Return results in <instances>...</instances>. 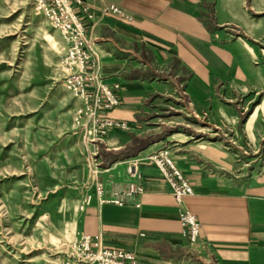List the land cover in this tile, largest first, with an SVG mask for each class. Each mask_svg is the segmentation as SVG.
Listing matches in <instances>:
<instances>
[{"label":"crops","instance_id":"0c3cea01","mask_svg":"<svg viewBox=\"0 0 264 264\" xmlns=\"http://www.w3.org/2000/svg\"><path fill=\"white\" fill-rule=\"evenodd\" d=\"M89 6L86 34L102 78L119 85L118 103L104 117L128 125L103 138L112 147L105 150L118 151L110 153L108 170L136 158L140 179L114 174L102 196L84 207L78 235L97 236L103 249L130 255L138 264H264V64L256 65L251 52L250 61L244 60L245 52L236 48L243 46L231 41L238 27L250 38L263 37L264 16L254 17L250 0H89ZM258 6L264 11V2ZM244 94L252 107L240 135L253 151L250 159L226 161L221 144L195 143L190 135L169 138L183 133L166 136L156 122L183 98L190 109L207 112L214 123L222 120L237 135L236 109L221 95ZM112 135L128 140L120 143ZM236 139L242 145L239 134ZM161 148L191 185L180 203L147 159ZM131 183L142 191L121 204L111 202L114 192ZM183 211L198 223L193 243L183 234Z\"/></svg>","mask_w":264,"mask_h":264},{"label":"rangeland","instance_id":"374dc122","mask_svg":"<svg viewBox=\"0 0 264 264\" xmlns=\"http://www.w3.org/2000/svg\"><path fill=\"white\" fill-rule=\"evenodd\" d=\"M250 2L254 17L264 16L258 6L264 0ZM69 4L96 56V81L106 84L116 98L119 85L104 82L99 55L86 34L85 22L92 17L89 0ZM235 31L231 41L243 46L236 48L245 52L244 60L250 61L251 52L256 65L264 64V36L250 38L240 27ZM65 47L35 0H0V264H74L72 245L80 237L77 227L84 207L99 187L102 196L103 186L114 174L122 179L118 174L126 173L124 160L108 170L114 156L110 153L118 151L105 150L112 147L103 138L110 130H128V125L104 117L114 106L93 110L91 100L84 102L65 87L61 65ZM96 90L94 83L88 89ZM246 97L221 95L224 104L236 109L242 147L236 145L238 134H232L231 125L222 120L214 123L207 112L190 109L183 98L156 122L162 123L160 132L166 136L183 133L169 138L190 135L195 143L217 142L228 153L226 161H243L253 152L240 135L252 107ZM106 121L124 124L126 129L101 126ZM112 136L120 143L128 140Z\"/></svg>","mask_w":264,"mask_h":264},{"label":"built area","instance_id":"2783aa9c","mask_svg":"<svg viewBox=\"0 0 264 264\" xmlns=\"http://www.w3.org/2000/svg\"><path fill=\"white\" fill-rule=\"evenodd\" d=\"M38 8L50 20L52 27L56 29L65 42V52L61 59L62 68L65 71V87L72 90L83 98L84 102L92 101L93 110L109 109L117 104L115 96L104 83H99L97 79L96 56L91 52L89 41L85 37L84 29L72 10L70 0H35ZM76 5H81L86 0H71ZM116 12L115 8H109ZM96 86L95 92L88 91L92 86ZM117 85H114L116 88ZM99 92L101 94H99ZM104 127H118L126 129L124 124L111 121L102 123ZM161 175L168 181L171 188V195L175 202L180 203L183 196L191 194L190 184L183 178L175 168L169 152L166 148L158 150L147 157ZM138 159L128 161L126 174L135 182L140 179L138 171ZM142 191L140 185L131 183L125 190H117L113 193L111 202L121 204L126 199L139 194ZM97 195L101 196V188H97ZM179 221L184 228L189 243L197 240L198 223L194 216L188 211L179 214ZM75 248L73 255L74 264H138L133 257L119 251L106 250L101 247L99 237L82 235L72 245Z\"/></svg>","mask_w":264,"mask_h":264}]
</instances>
